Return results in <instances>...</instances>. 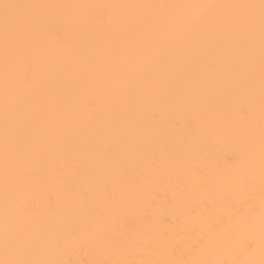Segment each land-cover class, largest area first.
<instances>
[{
    "label": "snow or ice",
    "instance_id": "1",
    "mask_svg": "<svg viewBox=\"0 0 264 264\" xmlns=\"http://www.w3.org/2000/svg\"><path fill=\"white\" fill-rule=\"evenodd\" d=\"M82 8L90 10L83 29L93 43L77 52L76 63L56 74L38 70L34 54L37 37L32 31L35 17L30 10L40 8ZM59 38V33H57ZM0 39L3 46V141H4V229L3 258L0 264H72L56 253V231L47 225L29 221L31 201L22 198L29 172L24 160L42 153L48 158L72 151L74 172L90 178L77 189L70 215L86 218L95 214V222L124 219L126 231L111 244L113 259L89 264H264V0L258 4H90L38 5L0 0ZM161 60L174 69L171 76L153 81L147 75ZM219 80L242 76L248 87L260 92L258 150L255 109L251 103L241 109L240 118L251 126L238 159L226 165L240 169L225 183L242 196L246 210L232 211L236 205L225 197L228 216L234 222L225 227L224 216L205 213L201 205L190 208L189 216L199 229L186 234V251L177 255L172 243L173 228L162 215L165 205L156 197L162 181L155 171L169 158L163 149L150 152L131 143L135 133H143L149 122H158L160 105L190 98L189 82H199L200 72ZM65 76H77L78 87L66 90L58 86ZM93 90L114 97L107 106L105 122L87 141L81 142L74 129L81 126L77 111L81 91ZM88 114L98 111L97 99L88 100ZM209 112L203 106L201 114ZM170 126L179 121L169 120ZM111 137L106 141L105 137ZM193 140L199 132L192 129ZM133 152L135 159L119 158ZM192 179L206 177L196 161L190 164ZM133 170H135L133 175ZM121 196V182L129 185ZM111 189V191H109ZM181 185L167 201L176 211V196L187 193ZM259 200H256V193ZM94 193H103L99 208H88ZM213 198L215 193L212 194ZM51 199V197H49ZM205 206L207 201L203 202ZM210 207V206H209ZM257 207L259 211L257 212ZM259 218L260 259L237 260L211 258L221 248L233 228L255 226ZM72 230L91 224L72 225ZM253 244L246 245L251 249ZM187 255L188 258H184Z\"/></svg>",
    "mask_w": 264,
    "mask_h": 264
},
{
    "label": "bare ground",
    "instance_id": "2",
    "mask_svg": "<svg viewBox=\"0 0 264 264\" xmlns=\"http://www.w3.org/2000/svg\"><path fill=\"white\" fill-rule=\"evenodd\" d=\"M13 3L38 5H90V4H258L259 0H9ZM35 17L32 31L37 37L34 54L38 58V70L45 75L56 74L65 66L76 63L77 52L90 46L94 39L83 29V24L90 10L82 8H40L30 10ZM59 33V38L57 36ZM174 69L169 61L161 60L147 75L153 81L171 76ZM58 86L66 90L78 87L77 76H65ZM190 98L186 101L168 102L159 106L162 113L158 122H149L143 133H135L131 137L133 146L141 145L150 152L159 153L161 149L169 153V158L155 171L162 181L157 186L156 199L165 205L162 215L167 216V226L174 229L170 233L172 243L177 248V255L186 251L185 239L189 230L199 229L193 223L189 209L201 205L205 213L214 212L223 215L225 227L234 222L228 216L229 209L225 206V197L234 202L232 211L243 214L246 205L241 194L225 183L227 178H235L240 169L226 165L234 163L244 145L251 126L240 118L242 108L251 103L255 109L254 123L257 137L260 121L259 80L255 87H248L242 76H232L219 80L212 74L199 73V82L194 90L189 82ZM95 98L98 103L96 114H88L84 109L88 100ZM114 97L93 90L81 91L77 111L83 124L74 129V135L83 142L95 134V131L106 120L107 106L114 103ZM203 106L209 108L205 115L201 114ZM179 121V126H170L168 121ZM3 46L0 39V258H3L2 235L4 229V141H3ZM199 132L193 140L192 129ZM110 141L111 137H105ZM73 152L69 151L58 158H48L42 153L33 154L24 160V168L29 172L22 198L31 201L32 208L29 221L34 225H47L56 231L59 244L56 253L64 259H71L72 264H89L94 260L113 259L110 245L122 237L126 231L124 219H113L95 222V214L82 218L70 215L68 208L72 205L75 193L82 183H90V178L74 172L70 159ZM119 158L132 160L135 153L124 152ZM196 161L204 170L205 179L194 182L190 164ZM135 170H133L134 175ZM133 175L129 176V185L123 182L120 195H127ZM190 186L185 194L176 196L177 209L170 211L167 201L173 198L180 186ZM111 191V189H109ZM213 193L215 197L213 198ZM51 197V199H49ZM94 199L88 202V208H99L104 202L103 193H94ZM259 200V193H256ZM207 201L205 206L203 202ZM259 211L257 207V212ZM91 224V227H80L72 230V225ZM253 247L247 249L246 245ZM184 258H188L187 255ZM222 259L255 260L260 257L259 218L254 227L233 228L226 241V247L218 249L212 257Z\"/></svg>",
    "mask_w": 264,
    "mask_h": 264
}]
</instances>
